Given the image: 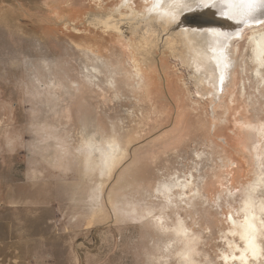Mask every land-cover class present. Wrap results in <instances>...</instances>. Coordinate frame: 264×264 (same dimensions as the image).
Here are the masks:
<instances>
[{
  "label": "rangeland",
  "instance_id": "1",
  "mask_svg": "<svg viewBox=\"0 0 264 264\" xmlns=\"http://www.w3.org/2000/svg\"><path fill=\"white\" fill-rule=\"evenodd\" d=\"M121 2L0 0V264H181L178 216L200 237L195 260L222 264L227 216L264 170V88L244 71L240 37L212 61L224 62L213 98L170 35L103 27ZM152 4L129 2L139 12ZM111 138L117 164L87 172L86 143ZM189 172L207 200L163 212L155 189ZM133 208L163 216L168 230Z\"/></svg>",
  "mask_w": 264,
  "mask_h": 264
},
{
  "label": "bare ground",
  "instance_id": "2",
  "mask_svg": "<svg viewBox=\"0 0 264 264\" xmlns=\"http://www.w3.org/2000/svg\"><path fill=\"white\" fill-rule=\"evenodd\" d=\"M151 1H153L152 6L147 10L141 8L140 12L141 10L142 12L140 13L129 5L130 0H122L108 17L102 19L103 27L107 31L116 33H122L123 28H130L133 32L138 33L141 39L153 31L170 35L173 51L184 54L187 65L189 67L194 66L196 84L202 87L210 85L213 89L211 92L213 98H218L221 88L220 82L224 78L221 80L223 74H219L223 66L216 70L212 61L223 54L232 41L242 37L245 39L244 49L248 53L246 54L248 59L243 63L244 71L249 73L254 83L253 88L256 89L255 92L264 88V24L243 25L226 16L218 15L220 11L232 12V9L228 7L227 0L220 3L217 8L206 7L202 10H198L196 5H186L183 0ZM145 2L149 3V0H145ZM208 2L211 3V0ZM121 10L129 11L130 14L122 13ZM189 10L191 12H187ZM114 13H119V20L114 19ZM197 13H200V18L194 16ZM257 16L259 18V13ZM149 43L146 45L149 46ZM163 46L165 48L170 47L167 46V43H163ZM146 59L148 58L146 57ZM140 63L141 69L145 67ZM227 66L226 63V69ZM201 70L206 75L208 74L209 78L203 72L201 73ZM91 71L94 73L92 77H96L97 68L92 66ZM88 73L90 72L88 71ZM143 73L138 69L133 76L136 87L142 84ZM242 89L246 93L245 82H243ZM86 144L84 164L87 172L97 170L98 175L109 174L122 156L123 150L115 138H111L103 144L99 140L89 141ZM261 155L264 157V149L261 151ZM196 157L198 158L199 155L196 154ZM182 174L175 176L172 182L160 184L155 189L156 200L160 199L164 203L161 208L163 212L168 208L175 209L177 207L191 209L195 206L197 199L201 198L203 201L205 198L196 187H193V173ZM255 176L256 178L253 177L255 178L254 182L249 186L247 185L239 207L233 211L236 216L233 212L227 216L226 225L228 229L224 232V242L228 251H221L219 261L222 264H264V204L258 197V193L263 190L262 187L264 188V170L259 164ZM205 200L207 199L205 198ZM131 212L141 219L151 217L161 230H168L167 222L163 221V216L155 217L152 214L154 211L151 209L146 208L139 212L133 208ZM172 229L177 236V241L182 245V249L177 253L182 260L181 264H199L195 257L198 255L196 245L200 237L187 226L180 216L177 217V222ZM171 249L172 246L170 247L169 244L165 247V251L168 253L171 252Z\"/></svg>",
  "mask_w": 264,
  "mask_h": 264
},
{
  "label": "snow or ice",
  "instance_id": "3",
  "mask_svg": "<svg viewBox=\"0 0 264 264\" xmlns=\"http://www.w3.org/2000/svg\"><path fill=\"white\" fill-rule=\"evenodd\" d=\"M226 0H200L196 8L202 10L206 7L217 8L220 3ZM228 7L232 9L231 14L225 11H220L218 15L227 16L229 19L235 20L238 24H264V17L258 18L257 14H264V0H227ZM223 77H221V80Z\"/></svg>",
  "mask_w": 264,
  "mask_h": 264
},
{
  "label": "flooded vegetation",
  "instance_id": "4",
  "mask_svg": "<svg viewBox=\"0 0 264 264\" xmlns=\"http://www.w3.org/2000/svg\"><path fill=\"white\" fill-rule=\"evenodd\" d=\"M224 59L226 60V57H225ZM226 63H227V62H226ZM226 63H225V66H226ZM213 65H214V64H213ZM221 66L224 67V62H222ZM214 67L216 68V70H217V68H219L218 64H217V65H214ZM225 71H226V70H225ZM225 71H224V72H225ZM203 73H204V75H205L207 78H209L208 74L206 75L204 71H203Z\"/></svg>",
  "mask_w": 264,
  "mask_h": 264
},
{
  "label": "water",
  "instance_id": "5",
  "mask_svg": "<svg viewBox=\"0 0 264 264\" xmlns=\"http://www.w3.org/2000/svg\"><path fill=\"white\" fill-rule=\"evenodd\" d=\"M230 14V13H229ZM196 18H200V13L194 15ZM227 17V16H226ZM264 17V14L259 13V18ZM228 18V17H227ZM188 22V21H187Z\"/></svg>",
  "mask_w": 264,
  "mask_h": 264
}]
</instances>
